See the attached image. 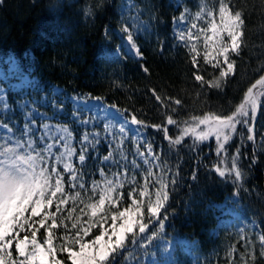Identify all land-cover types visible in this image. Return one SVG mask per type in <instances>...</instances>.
<instances>
[{"label": "trees", "instance_id": "1", "mask_svg": "<svg viewBox=\"0 0 264 264\" xmlns=\"http://www.w3.org/2000/svg\"><path fill=\"white\" fill-rule=\"evenodd\" d=\"M186 2L194 6L193 0ZM224 2L230 5V11L242 12L245 25L239 53L229 54L234 71L220 81L219 89L208 87L209 81L219 77V71L201 57L196 58L199 67H193L190 52L181 44L177 46L173 23L180 9L172 0H146L145 8L152 15V22L150 31L137 39L140 58L123 52L116 56L115 46L110 43L114 32L122 28L121 8L125 0H0V66L8 67V58L17 63L12 79L0 84L5 87V100L15 113L12 123L18 128H23L25 122V110L19 108L23 102L49 118L50 99L70 111L71 100L80 96L111 106L128 120L135 115L147 123L149 127L143 131L163 161L159 168H164L169 178L166 185L169 200L159 214L161 218L168 217L165 234L192 241L202 254L218 251L226 240L217 229L222 219L221 208L232 202L240 221L247 227L252 224L253 242L247 264H264L261 243L264 235V95L257 105V117L249 119L246 126L238 125L229 143V152L216 153L214 136L197 142L189 135L181 146L170 145L164 138V129L168 130L169 139L178 138L193 122V116L232 115L244 102L247 89L264 76V0ZM19 74L27 75L34 86L25 90L12 87L13 79ZM195 74L202 75L205 83L197 82ZM55 88L60 92L53 94ZM153 90L159 101L152 95ZM253 92L264 93V85L256 84ZM176 99L181 100L180 106L175 104ZM169 116L178 123L167 125ZM58 119L52 120L76 130L73 138L78 145L84 130L73 119ZM44 120L48 119L35 118L38 127ZM157 124L161 129L154 127ZM247 127L253 128V141H247ZM19 136L17 132L16 137ZM193 144L199 152L189 149ZM237 147L239 154L235 151ZM233 157L242 171L241 182L234 183ZM97 164L87 162L86 184L98 178ZM217 168L225 171L224 177L219 176ZM126 195L123 188L124 206L128 203ZM54 210L55 203L50 211ZM62 216L65 215L57 213L58 219ZM155 219L147 222L153 225ZM248 232L249 229L245 230L246 236ZM53 233L57 258L63 264H70L60 250L63 226L53 229ZM97 234L99 230L92 229L86 241ZM25 236L31 238L27 228L15 239ZM37 236L40 241L44 240L45 229H40ZM15 239L9 248L14 258L18 255ZM128 239V252L116 264H123L129 255L133 244L132 237ZM222 249L213 264L227 261L221 257L225 255Z\"/></svg>", "mask_w": 264, "mask_h": 264}, {"label": "snow or ice", "instance_id": "2", "mask_svg": "<svg viewBox=\"0 0 264 264\" xmlns=\"http://www.w3.org/2000/svg\"><path fill=\"white\" fill-rule=\"evenodd\" d=\"M187 11L181 14L180 19L184 20ZM211 18L212 23L208 31L212 35H206L204 53L205 63H211L213 68L219 67V58L227 64V70L221 68L219 78L208 82L209 88H221L220 80L234 71V64L229 59V53H239L244 36L245 20L241 11H230V5L224 0L219 3L220 24L215 23V12H204L201 9L197 12L196 20ZM197 23L191 24V29H196ZM191 29L180 30L174 33L173 38L178 35L177 46L185 42V31H187V41H192L195 33ZM202 31H204L202 29ZM129 33V29H124ZM224 34L228 37V43L224 40ZM198 38V37H197ZM135 37L129 33L127 44L129 51L137 50L138 44L134 42ZM191 53H197L195 43L186 44ZM163 51V49H161ZM215 61V63H212ZM193 67L198 68L196 56L192 57ZM147 71V69H144ZM195 80L201 84L205 83L204 77L195 74ZM256 84L264 85V76L256 81ZM247 89L244 95V102L236 108L232 115L221 118L219 115L193 116L192 123L185 127L178 138L169 139L168 130L164 129V138L169 140L170 145L181 146L186 136L194 137L197 142L207 141L214 136L216 142V153L229 152V143L234 139L238 125L246 126L249 119L257 117V105L261 102L264 93H254L253 89ZM153 96L159 101L160 97L153 90ZM181 100L176 99L175 104L181 105ZM74 123L79 125H96L99 121L81 119L77 113L72 112ZM15 113L8 102L0 96V130L7 133L14 139H9L6 144L0 145V264H61L57 259V248L53 244V229L65 224V221H74L71 228L76 229L75 238L65 237V243L60 246V250L67 253L71 264H116L118 258H123L128 252L127 245L129 236L132 237V244H140L149 229V224L143 222L141 210L142 201L136 198L131 199V205L123 210L117 209L111 212L110 209L117 208L120 202L118 190L126 183L136 185L139 172L146 170V177H153L152 169L160 167L163 163L160 155L155 151L154 144L147 138L143 129L149 125L135 115L131 120H123L116 125H104L103 135L96 131H83L79 136V148L73 143L74 128L68 126H53L44 123L39 127V122L35 121L32 115L24 117L23 128H18L12 123ZM177 120L171 116L167 119V125L177 124ZM187 123V122H185ZM128 125L136 126L130 128ZM201 126L203 128L201 129ZM154 127L159 130L161 125ZM42 128V130H41ZM19 132L20 136L16 137ZM247 141H253L252 127H247ZM131 136L133 143L138 145L135 148L134 157L129 160L128 150L125 141ZM12 144L13 146H7ZM107 147L106 154L101 155V146ZM190 150L199 152L195 144L188 146ZM239 154L240 148H236ZM231 165V172L235 173L234 183L241 182L242 171L235 162ZM78 160V164H77ZM98 162L100 180L91 182V194L97 192L99 198L95 202H85L82 193L87 194L88 185L85 182L87 175V162ZM103 165V167H100ZM116 171H113V168ZM107 169V171L105 170ZM122 170V171H121ZM161 172L164 168H160ZM219 176L224 177L225 171L216 169ZM247 171V169H245ZM111 173L109 176L108 173ZM171 175V174H170ZM196 178L195 176L193 177ZM156 180L160 182V188L156 192L155 202L149 200L147 203V213L152 218H156L162 230L168 217H160L161 210L165 208V202L169 200V194L164 191L165 182L159 176ZM173 180L175 178L173 177ZM75 190L74 194L66 188ZM148 186L144 185L139 192L140 197L147 194ZM135 192V187L129 192L131 198ZM69 199L75 204L77 201L84 203V208L80 212L87 216L86 222H82L81 216H73L75 208L68 211L66 218L57 217L62 206L66 205ZM55 203V212L48 209ZM85 208L88 211H85ZM111 218L110 227H105L108 217ZM40 217L38 220L33 218ZM48 221H51L49 224ZM86 224V226H85ZM38 225V227H37ZM99 227V234L95 235L90 242H85L84 237L88 236L92 229ZM27 228L31 233V238L25 236L23 239H15L19 232ZM40 229H45V239L43 243L37 241V233ZM82 233V234H81ZM154 235V234H153ZM15 239V251L17 257H13L10 246ZM261 243L264 244V235L261 236ZM76 244L79 250H74L70 245Z\"/></svg>", "mask_w": 264, "mask_h": 264}, {"label": "rangeland", "instance_id": "3", "mask_svg": "<svg viewBox=\"0 0 264 264\" xmlns=\"http://www.w3.org/2000/svg\"><path fill=\"white\" fill-rule=\"evenodd\" d=\"M194 6L189 5L186 0H172L173 4L176 8H179V14L174 20L173 23V35L174 33L178 34L180 30L185 29H191L192 23H197L198 27L196 29H191L195 36L193 37L192 41H187V31H185V42L186 43H180L182 46H184L189 52L190 49L186 46V44L195 43L197 47V53H191L193 56L195 55L197 57H201L204 59V53L206 50L205 46V39L204 37L206 35L210 36L212 35L211 31H208L209 25L212 23L211 18H203L200 20H196L197 12H199L201 9L204 10V12L213 11L215 12V23L217 25L220 24L219 19V3L220 0H193ZM146 0H125V3L123 4L121 8V16H122V28L119 31H115L113 34V38L111 39V45L112 47L115 46L113 53L116 56H121V53L134 56L137 58H140L141 56L136 55L137 50L129 51L130 46L127 44V35L131 33L135 40L134 42H137V39L140 36H143L145 33H148L150 30L151 22H152V15L147 12L146 8ZM187 11V15L184 20H181V14ZM128 28L129 33H125L124 29ZM202 29L204 31H202ZM198 37V38H197ZM178 42V35L176 38ZM224 40L226 43H228V37L226 34H224ZM139 51V47H138ZM232 53V52H230ZM229 53V54H230ZM8 67L0 66V83L2 81L8 80L11 75L14 74V70L17 68V63L14 60H9ZM212 63H215L213 61ZM211 67L212 64L208 63ZM219 67H216L219 72L221 68H223L225 71L227 70V64L223 61V58H219ZM213 68V67H212ZM219 78V77H216ZM214 78V79H216ZM225 78V77H224ZM223 78V79H224ZM222 80V79H221ZM220 80V81H221ZM33 80L30 79L25 74H19L16 76L15 81L13 82V86H18L20 89L25 90L29 87H33L34 83ZM0 84V96L4 99L3 94V87ZM59 90H55L52 93H58ZM50 102L47 103L48 108L52 110V114L49 117V119L56 118L58 120H61V118L66 119H73L72 112H76L77 115L81 119H92L93 121H99L98 124L93 125H79L84 131H96L99 132L101 135H103V129L104 125H116L119 127V123L126 118L123 117V115L118 112L115 108L108 106L106 104H103L100 101L88 99V96H80L76 97L71 100V110L65 111L63 110V107L56 102L55 100L50 99ZM51 104V106H49ZM26 103L21 104V108L24 107ZM36 111L32 109L31 106L27 107L26 114L25 115H32L35 118L42 115V119H47V116H44L42 113H35ZM128 120V119H126ZM130 121V120H128ZM45 123H48L53 126H60L65 124H59L57 122L46 120ZM130 128H135L136 126L128 125ZM203 126H201V129ZM42 130V128H41ZM9 139H14L10 137L7 133H4L3 130H0V145L6 144V142ZM262 142L264 144V137L262 139ZM73 143L74 138H73ZM76 145V144H75ZM7 146H13L12 144H8ZM138 145L133 143V140L131 136H129V139L125 141V147L128 150L129 154V160H131L134 157L135 154V148ZM77 148H79V144L76 145ZM105 151V154L107 152V147L102 145L101 146V153ZM103 155V154H101ZM107 171V169H105ZM117 169L114 167L113 171H116ZM122 171V170H121ZM154 175L151 178L146 177V170L144 172H139L137 175V183L136 185H132L130 183H126L121 189L118 190L119 196H120V202L117 204V208L110 209L111 212L119 210H123L125 207H128L131 205V199L136 198L139 201H142L141 203V210L143 213V222L149 224L148 221L154 218L150 217V215L147 213V203L149 200L155 202L156 199V192L160 188V182L156 180V177L159 176L161 180L165 182V188L164 191H166L167 188V182L169 180L167 174L165 171L161 172L159 167H154L152 169ZM109 176H111V173H108ZM95 180H100V177L98 175V178ZM147 184V194L144 197L139 196V192L143 190L144 185ZM88 185V191L87 194L82 193V199L85 202H95L99 198V193L97 192L94 196L91 194V183ZM133 187H135V192H133L132 197H129V192L132 191ZM125 188L127 195L125 196V200L128 201L127 205L124 206V197L121 196V190ZM70 191V189L68 190ZM73 194L75 190L71 191ZM223 208L221 211L222 219L220 220L218 224V230L223 232V238L226 239L222 243V250L225 251V255L221 257H226L227 261L224 264H247V261L250 259V248L251 244L253 242L251 232L252 230V224L247 227L246 223H243L240 221L241 217L236 211V205L232 202H228L222 206ZM73 208L76 209L75 212H73V216H81L82 222H86L88 217L83 215L80 212L81 208H84V203H81L80 201H77L75 204L69 199L68 203L66 205L62 206L61 213H63V218L67 217L68 211L72 210ZM51 207L48 209L50 211ZM56 210V209H55ZM51 211V212H55ZM85 211H88L85 208ZM74 221H65V224H63V242L62 245L65 243L64 238L65 237H71L75 238L76 235V229L71 228V223ZM50 224L51 222L48 221ZM111 225V218L108 217L107 224H105V227H110ZM86 226V224H85ZM95 229H99V227H96ZM249 229V232L246 236L245 230ZM136 233L139 236L143 235L144 239L141 240L140 244H133L132 248L129 252V255L127 256L126 260L123 264H213V259L216 257H220V250L213 251L210 254H202L198 249L197 246L192 242L185 238L176 237V236H167L164 232V228L161 230L159 227V224L155 225L154 227L149 224V229L146 230L145 234H139L138 227L136 229ZM82 234V233H81ZM154 234V235H153ZM87 237V236H86ZM86 237H84L85 242ZM37 241L39 243H43V240L40 241L37 236ZM90 242V241H89ZM74 250H79V246L76 244L70 245ZM66 255L67 253L64 252ZM58 259V258H57ZM217 259V258H216ZM70 264L71 261L69 260ZM61 264H63L61 262Z\"/></svg>", "mask_w": 264, "mask_h": 264}, {"label": "bare ground", "instance_id": "4", "mask_svg": "<svg viewBox=\"0 0 264 264\" xmlns=\"http://www.w3.org/2000/svg\"><path fill=\"white\" fill-rule=\"evenodd\" d=\"M12 79V78H11ZM16 79V78H15ZM15 79H13L12 83L15 81ZM104 104V103H103Z\"/></svg>", "mask_w": 264, "mask_h": 264}]
</instances>
